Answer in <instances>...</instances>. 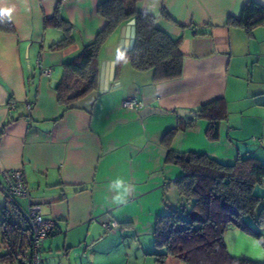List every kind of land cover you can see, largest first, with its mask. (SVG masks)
Wrapping results in <instances>:
<instances>
[{
	"label": "crops",
	"instance_id": "obj_1",
	"mask_svg": "<svg viewBox=\"0 0 264 264\" xmlns=\"http://www.w3.org/2000/svg\"><path fill=\"white\" fill-rule=\"evenodd\" d=\"M101 1L63 0L60 13L73 25L74 42L49 51L63 35L44 25L56 0H0V13L15 29L0 33V172L21 168L31 201L41 205L44 218L56 220L41 250L54 245L60 249L62 242L68 252L75 242L91 236L94 244L103 242L111 235L104 238L106 234L90 221L108 212L119 223H131L113 237L125 233L134 240L151 231L143 247L150 255L154 220L164 211V188L181 174L178 166L164 162L162 138L167 130L189 124L171 141L178 152H204L228 162L249 154L264 162V24L250 33L226 25V18L238 16L248 0H159L152 11L153 0H140V10L156 16L158 27L181 38V77L153 83L151 71L138 72L123 62L106 90L98 89L77 107L64 110L55 83L63 62L77 55L104 25L96 12ZM255 1L264 5V0ZM163 5L170 21L160 15ZM120 28L100 51L99 71L101 63L113 61L115 72ZM38 59L41 66L52 68L50 76L40 73ZM218 97L226 100L228 115L216 141L207 139L205 120L176 114L178 109L196 111ZM126 98L166 113L141 118L140 109L122 106ZM249 117L251 132L260 140L240 153L244 140L239 132L245 131L243 121ZM117 179L135 186L127 203L113 202L116 193L109 186ZM177 200L174 186L172 202ZM18 201L23 207L27 204L25 198ZM223 239L230 255L264 261L260 243L242 230L229 227ZM150 259L155 263L151 255ZM164 264L184 263L168 257Z\"/></svg>",
	"mask_w": 264,
	"mask_h": 264
},
{
	"label": "trees",
	"instance_id": "obj_2",
	"mask_svg": "<svg viewBox=\"0 0 264 264\" xmlns=\"http://www.w3.org/2000/svg\"><path fill=\"white\" fill-rule=\"evenodd\" d=\"M62 1L56 0L53 15L44 20L46 27L63 31L62 37L49 46V51L62 50L74 42L73 25L60 13ZM139 2L103 0L98 3L96 12L105 20L104 25L91 42L61 66L55 91L64 110L77 107L81 99L98 90L100 51L130 19L135 21L134 44L117 56L114 78L118 77V66L123 62L138 72L151 71L153 83L181 77L184 59L181 38L172 37L158 27L156 16L140 10ZM160 15L171 20L164 5ZM261 24H264V5L255 0H248L238 16L226 18V25L238 26L248 33ZM14 31L12 23L0 13V33ZM196 112L194 119L207 122V139L218 140L220 125L228 115L226 100L223 97L212 99L201 104ZM188 125L169 129L162 138L166 148L164 162L178 166L181 174L173 181L177 204L172 207L163 197L164 211L155 217L149 254L156 264H164L168 257L184 264H264V261L230 255L223 239L229 227H236L264 246V195L256 192L257 187L264 186V162L249 154L237 155L228 162L204 152L173 150L174 135ZM165 191L166 188L163 195ZM2 216L1 238L7 251L0 256V261L26 264L28 231L4 206Z\"/></svg>",
	"mask_w": 264,
	"mask_h": 264
},
{
	"label": "rangeland",
	"instance_id": "obj_3",
	"mask_svg": "<svg viewBox=\"0 0 264 264\" xmlns=\"http://www.w3.org/2000/svg\"><path fill=\"white\" fill-rule=\"evenodd\" d=\"M254 112H260L258 110H254ZM252 118H245L243 121L245 131H241L239 133H242L243 137V144L240 148V153H243L246 150V145L250 146L253 140H260L259 135L252 134L251 127L249 124V121ZM254 120V118H253ZM244 130V129H243ZM254 137L255 139H252ZM173 187L172 184H167L166 186V194L165 197L167 198L169 204L175 205L172 202V195H173ZM256 192L260 195H264V186L257 187ZM19 198L18 200H20ZM4 197L2 192L0 191V256L5 254L7 251L5 247L2 244V238H1V222H2V215H3V206H4ZM173 207V206H172ZM141 215L140 219H141ZM109 218L113 220V222L116 223L115 226L112 227V230L105 231L102 222L106 221V219ZM144 216L142 215V219ZM141 221V220H140ZM143 222V221H141ZM92 225H97V227L100 228L101 233L104 232L106 234V237H108L106 240L100 243H93L92 236L87 238V240H84V242H75L73 244L74 247L69 248L68 252H65V250L62 248V242L59 243L57 249V245H54L51 250H48L46 248L45 250L40 251V257L42 258V264H156L153 262L152 259H150V255H146L147 250L143 247L147 246L149 242L148 239L150 236L151 231H149V234H145L144 232L139 235V238H135L133 240L132 237H128L123 233V236L118 234L120 233V228L125 229L124 227L127 224L130 228L131 223L130 221L119 223L116 220L112 218L108 214V212H103L97 216H94L92 220L90 221ZM118 232L115 237L112 236V233ZM87 234L89 235L90 232ZM62 235V234H61ZM58 237V236H57ZM259 242V241H258ZM262 250H264V246L261 244ZM245 249V247H244ZM0 264H18L17 262H9V261H0Z\"/></svg>",
	"mask_w": 264,
	"mask_h": 264
},
{
	"label": "built area",
	"instance_id": "obj_4",
	"mask_svg": "<svg viewBox=\"0 0 264 264\" xmlns=\"http://www.w3.org/2000/svg\"><path fill=\"white\" fill-rule=\"evenodd\" d=\"M37 66L40 68L42 75L50 76L52 68L41 66L39 59L37 60ZM30 106L28 104V108ZM122 106L137 110L143 107L142 103L134 98L124 99ZM0 191L4 197L6 212L20 221L29 233L26 264H41V245L55 231L56 220L44 218L41 214V205L31 201L29 188L21 168L5 169L0 172ZM19 198L27 199L25 207L19 203ZM102 225L105 231H110L116 223L107 218L106 221L102 222Z\"/></svg>",
	"mask_w": 264,
	"mask_h": 264
},
{
	"label": "water",
	"instance_id": "obj_5",
	"mask_svg": "<svg viewBox=\"0 0 264 264\" xmlns=\"http://www.w3.org/2000/svg\"><path fill=\"white\" fill-rule=\"evenodd\" d=\"M135 21L134 19H130L126 24L122 25L120 28V42L118 47V55L123 52L130 50L134 44L135 38ZM114 76V62L109 63H101L100 71H99V81H98V89L99 91H104L108 88V83L113 79ZM57 83H55V86ZM153 113H166L162 109L153 108L146 106L139 110L138 114L141 118H144ZM176 114L179 116H196L197 112L194 110L188 109H178L176 110Z\"/></svg>",
	"mask_w": 264,
	"mask_h": 264
},
{
	"label": "clouds",
	"instance_id": "obj_6",
	"mask_svg": "<svg viewBox=\"0 0 264 264\" xmlns=\"http://www.w3.org/2000/svg\"><path fill=\"white\" fill-rule=\"evenodd\" d=\"M158 4L159 0H153V4L149 8V11H152ZM109 190L116 193L113 196L114 203L124 204L127 203V198L134 193L135 186L131 183L126 184L122 179H117L109 186Z\"/></svg>",
	"mask_w": 264,
	"mask_h": 264
}]
</instances>
